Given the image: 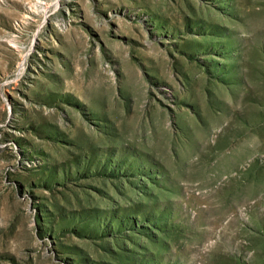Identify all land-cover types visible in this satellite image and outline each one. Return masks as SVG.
Returning <instances> with one entry per match:
<instances>
[{"label": "rangeland", "instance_id": "374dc122", "mask_svg": "<svg viewBox=\"0 0 264 264\" xmlns=\"http://www.w3.org/2000/svg\"><path fill=\"white\" fill-rule=\"evenodd\" d=\"M0 264H264V0H0Z\"/></svg>", "mask_w": 264, "mask_h": 264}]
</instances>
